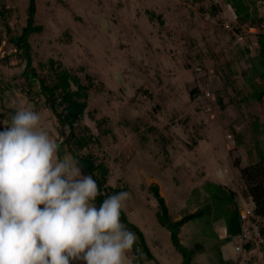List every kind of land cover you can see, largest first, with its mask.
<instances>
[{"label":"rangeland","instance_id":"1","mask_svg":"<svg viewBox=\"0 0 264 264\" xmlns=\"http://www.w3.org/2000/svg\"><path fill=\"white\" fill-rule=\"evenodd\" d=\"M29 1L0 0L5 10L0 15V130L17 110L30 108L62 144L59 121L43 95L29 99L22 75L25 59L16 39L26 24ZM34 1L35 24L43 30L28 38L32 65L47 82L53 78L49 60L82 85L91 81L82 121L94 136L107 132L84 153H93L108 167L111 187L131 194L122 210L154 257L161 264L182 263L157 217L158 202L149 190L156 183L172 220L203 212L181 228L184 246H200L191 264H264V242L247 253L236 251L235 239L227 238L223 202L214 197L234 191L237 210L250 208L238 170L264 160V98L254 99L251 85L255 79L264 86L255 71L260 68L257 47L244 52L238 44L223 51L233 4L252 9L256 0H219L218 12L194 0ZM211 60L215 100L195 101L193 91L203 83L196 63ZM62 147L59 155L71 157ZM253 219L264 223V218ZM124 264H133L131 252Z\"/></svg>","mask_w":264,"mask_h":264},{"label":"clouds","instance_id":"2","mask_svg":"<svg viewBox=\"0 0 264 264\" xmlns=\"http://www.w3.org/2000/svg\"><path fill=\"white\" fill-rule=\"evenodd\" d=\"M40 119L22 108L0 130V264H124L137 239L120 219L131 194L97 206V181L59 155Z\"/></svg>","mask_w":264,"mask_h":264},{"label":"trees","instance_id":"3","mask_svg":"<svg viewBox=\"0 0 264 264\" xmlns=\"http://www.w3.org/2000/svg\"><path fill=\"white\" fill-rule=\"evenodd\" d=\"M197 3H202L206 0H194ZM233 13L239 23L256 24L261 20L259 17V9L251 7L248 4H244L238 1V4H233ZM215 8L214 12L222 10V6L219 4ZM28 15L26 18V24L22 27L20 35L17 37V43L23 51L20 53L25 59V66L23 74L28 84L27 96L29 99H34L36 94L44 96L47 107L53 114V117L59 121L61 125V136L63 135L62 144L65 145L67 152L72 158L78 160V164L81 168L82 175L92 174L93 178L97 181L99 187V194L95 198V203L99 206L102 201L109 195L122 191L119 187L113 188L107 183V177L109 174L108 167L103 162H98L93 153H84L85 149H89L91 144H97L99 142V136H103L107 131L102 130L98 136H94L87 127L82 118L85 110L88 106L87 103V90L92 84L89 81L88 86L82 85L79 79L72 75L67 69L62 68L60 64L55 63L53 60H49L48 69L53 74V78L50 82L43 77L41 78L32 65V59L30 54V44L28 38L32 33L41 32L43 30L42 25L35 24V1L30 0L27 8ZM5 10H0V15L4 14ZM254 39L252 37L247 38L244 44H241L242 51L250 52L251 45H253ZM1 43V40H0ZM258 51V64L259 69L255 67L256 75L259 80L264 84V37L257 39ZM221 67V66H220ZM72 84L76 86V89H72ZM91 84V85H89ZM32 86L37 89L35 93H32ZM251 85L254 88L253 98L256 100H262L264 98V86L258 85L257 81L253 79ZM31 88V90H30ZM23 92V91H21ZM200 92V89H194L193 95ZM221 104V100H219ZM67 132L65 133V129ZM60 154L63 149L61 142ZM62 148V149H61ZM237 167V166H236ZM240 166L237 168L239 169ZM241 179L244 181L246 195L252 197L255 204V215L264 218V160H259L251 165L240 167L238 170ZM221 185L218 189H221ZM149 190L152 191L154 197L158 202L157 217L160 224L166 228L169 232L170 240L174 248L181 254V264H191L195 254L198 251L199 245L196 249H190L181 242L180 231L181 228L190 220L196 219L203 212L197 210L193 213H187L180 219L172 220L169 216L168 207L165 202V198L159 191V186L156 183L150 185ZM217 193L214 197L216 200L223 202L220 208L223 215H226V233L227 238H232L238 235L240 223L237 210L236 192L231 191L228 195ZM224 196V197H221ZM120 219L122 223L131 231L136 234V242L131 249V262L133 264H161L151 253L143 233L127 219L125 212L121 209ZM255 220V219H254ZM260 230L261 236L264 242V223L261 222ZM248 249L250 247L247 245ZM218 249V255L222 256ZM222 260V257H220ZM223 261V260H222Z\"/></svg>","mask_w":264,"mask_h":264},{"label":"built area","instance_id":"4","mask_svg":"<svg viewBox=\"0 0 264 264\" xmlns=\"http://www.w3.org/2000/svg\"><path fill=\"white\" fill-rule=\"evenodd\" d=\"M210 4V7H216L220 4L219 0H206L202 2V5ZM256 6L259 9V17L261 20L256 24L244 23L241 24L237 21L236 16H234L232 21L227 20L224 28L226 29V33L229 36L227 41L224 43L223 51L233 50L235 45L244 44L247 38L252 37L254 39L253 45H251V49L257 47V39L259 37H264V0H256ZM207 17H209V12H207ZM219 14V13H218ZM217 14V15H218ZM225 14L223 11L221 16ZM231 22V23H230ZM214 61L211 60L209 65H202L201 63H196L195 71L202 73L201 81L203 82L201 85L200 92L196 94L195 101L207 99L214 101L215 96L212 94L210 85L215 77V68ZM248 200L251 203L250 208L239 207L238 216H239V233L232 238L235 239V249L241 253H247L253 247L255 243L263 242V238L261 236V230L259 227V219L254 220L255 216V204L252 200V197H248ZM227 234V233H226ZM247 245L250 249L246 248Z\"/></svg>","mask_w":264,"mask_h":264},{"label":"crops","instance_id":"5","mask_svg":"<svg viewBox=\"0 0 264 264\" xmlns=\"http://www.w3.org/2000/svg\"><path fill=\"white\" fill-rule=\"evenodd\" d=\"M178 219V218H177ZM177 219H175V220H177ZM174 220V219H173ZM221 223V222H220ZM220 223L218 224V225H220ZM182 230V229H181ZM180 234H181V231H180ZM180 234H179V236H180ZM224 260V259H223ZM176 264H178L177 262H176Z\"/></svg>","mask_w":264,"mask_h":264}]
</instances>
